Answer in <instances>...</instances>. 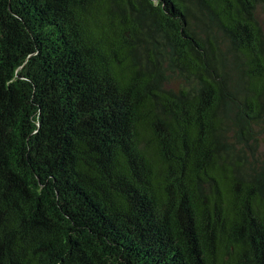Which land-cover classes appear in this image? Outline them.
<instances>
[{"label": "trees", "instance_id": "obj_1", "mask_svg": "<svg viewBox=\"0 0 264 264\" xmlns=\"http://www.w3.org/2000/svg\"><path fill=\"white\" fill-rule=\"evenodd\" d=\"M0 264H264V0H0Z\"/></svg>", "mask_w": 264, "mask_h": 264}]
</instances>
